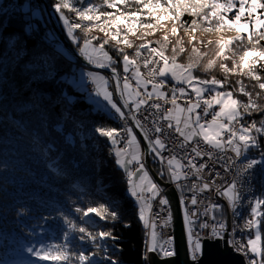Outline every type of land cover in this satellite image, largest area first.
I'll use <instances>...</instances> for the list:
<instances>
[{
  "label": "snow or ice",
  "instance_id": "6c2138e0",
  "mask_svg": "<svg viewBox=\"0 0 264 264\" xmlns=\"http://www.w3.org/2000/svg\"><path fill=\"white\" fill-rule=\"evenodd\" d=\"M77 2L81 4V7H76V4L71 3L70 0H56L53 8L59 14V19L63 22L68 37L77 45L79 55L88 64L96 68H110L113 79L117 81L115 91L122 101V106L120 102L113 99V92L108 91L107 80L104 77L93 71L85 74L88 80L95 85V95L102 97L111 113L125 122L124 126L120 128L96 127L95 132L110 142L112 146L110 152L114 153L116 165L123 168L127 173L128 191L131 196L136 197V201L140 205L139 219L144 222L145 227H148L149 222L145 218V212L151 209V204L143 194L146 191L151 194L150 198H155L160 189L150 178L145 168L142 160L141 141L138 136L143 137L148 145V151L153 153L154 158L164 166L170 182H177V188H181L178 182L181 179L186 180L190 174L195 175L197 180L203 179L202 172L208 165L200 163L197 166L196 158L208 156L211 159L213 156L212 149L218 152L230 151L235 154V159L232 157L227 159L225 171H230L231 166L236 164V160L241 156H246L251 148L257 146L258 136L255 134L264 135V118L259 121V125L255 120L247 125L242 123L246 115L264 112V106L256 103L252 93L246 90L242 81H236L237 88L226 90L228 74H236V70L239 68L241 75H247L256 81L255 87L264 91V78L257 72L258 64L260 69L264 70V46H261V41H264V13H257L258 9H264V0H224L223 3L221 0H102L99 4L92 3L91 0H87V2L77 0ZM237 3L239 4L238 10L235 11L234 17L229 19L227 14L236 8ZM64 9L74 12L80 22H70L62 11ZM101 9H114L115 11H102ZM183 13L190 14L193 19L191 24L186 26L191 29L189 45L192 56L187 63L182 64L178 62V56L184 53L186 49L177 36L176 21L181 19ZM168 18L173 21L170 31L173 36H177L175 43L169 41L167 35H164L161 41L147 40V36L156 32V26L160 21ZM137 27L151 29V31L137 37L143 42L135 47L131 56L128 53H122L119 48L114 49L120 56V61L114 60L105 50V45L108 43L107 39L94 45L93 40L98 38L85 36L81 44L74 35L77 29L84 28L90 31L97 28L117 44L132 48V43L126 37L129 34L135 35ZM225 28L234 31L236 35L229 39L216 40L212 57L208 58L206 63L202 65L201 61L209 54L207 51L202 52L195 47V44L202 43V41L196 40V31L209 32L215 30L219 32ZM154 43L157 46H153ZM232 45H237V49H229L232 51V56H236L239 49H243V51L242 55H239V63L237 64V61L232 59V67L229 68L223 61L231 58L225 54V50ZM169 47L172 51L171 56L167 55ZM218 60L220 61L218 67L225 74L223 80L217 79L215 76L201 79L194 75L198 68H201L205 73L212 71L217 66ZM118 62L122 64L125 74L122 78V87L121 78L117 74L116 67L113 66ZM141 67L145 70L144 72L141 71ZM245 70L247 71L245 72ZM169 77L176 84L187 85L191 89V93L194 94V99L185 90V87L175 86L170 88L171 97L169 99L167 93L161 90L167 87ZM130 81H135L134 91ZM148 85H151V91L146 90ZM141 88L145 91L141 92ZM237 92L247 97V102L237 99L234 95ZM259 96L260 93H257V99ZM153 97L157 101L170 104L171 107L164 111L163 105L159 102L149 104L148 102ZM181 97L186 98V107H182L178 103V99ZM143 105L156 110L144 117L145 121L149 119V116L154 117L150 128H146L136 115ZM124 109H127V113ZM198 109L200 111H197ZM209 115L211 119H206ZM129 120L139 132H135L133 127L128 126ZM152 132L156 134L154 138L150 135ZM169 140L174 145L173 153L176 148L183 150L190 147L192 155H189L188 152H185L184 155L186 164L182 163L175 154H170L167 157L163 155L168 150L166 142ZM121 142H123L124 147H116ZM201 144L207 147L202 149ZM258 164H264V155L260 159H246V162L242 163L240 167L235 168V175L230 182L216 188V193L226 198L234 214L243 201L246 180L251 179L250 172ZM129 165L136 166L135 172L129 170ZM164 174V171L160 173L161 176ZM134 175H139L138 183L133 182ZM215 176H219V173H215ZM214 182L215 177L199 185L193 183L191 190L194 192L197 190L200 192L208 191ZM190 203L193 206L198 204L195 194L191 197ZM159 204L167 205L168 200L161 197ZM180 204L183 209V225L187 232L189 259L192 264H200L203 258L204 241L224 240L226 224L216 221L210 227L207 222L201 223L198 220L199 215L208 214L207 208L204 213L197 211L189 213L183 196ZM248 204L250 206L249 218L245 220L242 227L235 225L233 231L239 228L243 233L246 230L255 229L254 238L247 239L246 245L239 244V248L236 247L237 242L232 239H228L226 244L239 252H243L247 247V251L254 254V257L249 259V264H264V259H261L260 247V226L264 223V213L259 211L264 205V198L253 197L248 201ZM208 207L220 209L221 206L213 204ZM75 211L81 214L80 220L85 224L91 222L87 219L91 215H95L101 220H107L109 217L112 220L119 218V213L105 204H100L99 207H77ZM212 219L215 221L216 217L213 216ZM170 222L171 212L161 227L168 226ZM65 223L69 227V231L64 233L65 243L50 246L46 251L37 250L34 255L41 260L54 261L56 264H74V262L91 264V256L85 255L83 251L79 254L70 252L67 243L70 233L79 232L81 241L88 240L99 247L96 242L111 237V232L100 231L93 234L87 227L78 226L67 217H65ZM196 224H199L201 230L210 227L207 236H201L194 231ZM151 227L153 231L150 233V239L146 242V251L158 252L162 258L175 256V250L171 247V238L163 243H158L157 232L155 231L157 224L153 222ZM29 251L32 252L33 250L29 249ZM107 259L111 260V264H119V261L111 257H107Z\"/></svg>",
  "mask_w": 264,
  "mask_h": 264
},
{
  "label": "trees",
  "instance_id": "16d2710c",
  "mask_svg": "<svg viewBox=\"0 0 264 264\" xmlns=\"http://www.w3.org/2000/svg\"><path fill=\"white\" fill-rule=\"evenodd\" d=\"M46 1L61 32L77 49L53 8L56 0ZM238 8L237 3L227 14L229 19ZM37 9L41 11L40 6ZM62 11L72 22V14ZM257 13H264V9H258ZM192 19L190 14L183 13L178 22L187 28ZM2 20L0 16V28ZM34 21V30L28 29L25 13L3 27L0 35V264H56L39 259L34 252L65 243L64 233L69 231L65 217L78 226L87 227L93 234L100 231L112 234L98 240L99 247H96L91 241H81L79 232H72L67 241L70 252L83 251L95 259L91 264H111L107 257L119 264H147L139 204L128 191L127 175L116 165L110 142L95 132V128L101 126L118 128L116 119L109 112L95 108L86 92L71 84L70 81L75 80V59L60 47L49 30L45 32L43 16L35 17ZM74 35L79 43L86 36L80 30H75ZM93 44L98 42L93 41ZM45 45L50 49L46 50ZM13 48L16 59L8 51ZM113 49L105 45L114 60L120 61ZM44 60L50 62L49 79H44ZM113 66L121 69L119 62ZM257 72L264 78V70L259 67ZM194 75L201 79L215 76L220 80L225 76L214 70L205 73L201 68L195 70ZM233 76L227 77L226 90L237 88L238 79ZM242 83L256 103L264 106V91L250 82ZM257 93H260L258 99ZM39 95L42 97L40 104L37 103ZM234 95L247 102V97L238 92ZM260 119L262 117L256 122ZM247 153L249 159H260L264 155V137H260L257 146ZM97 163L103 167L99 168L103 170L101 174ZM153 165L159 175L161 168L157 163ZM255 195L264 198V164L257 177ZM110 199L113 204L117 203L120 220L110 217L101 220L91 215L87 218L91 222L85 224L80 220L81 214L75 211L77 207H99ZM105 205L109 206L108 202ZM259 211L264 213V205ZM260 231L261 259H264V223Z\"/></svg>",
  "mask_w": 264,
  "mask_h": 264
},
{
  "label": "rangeland",
  "instance_id": "374dc122",
  "mask_svg": "<svg viewBox=\"0 0 264 264\" xmlns=\"http://www.w3.org/2000/svg\"><path fill=\"white\" fill-rule=\"evenodd\" d=\"M70 2L71 3H75L76 4V7H81V4L79 3V2H77V0H70ZM85 2H87V0H85ZM91 2L92 3H101L102 2V0H91ZM11 5H9L8 6V10H6V8H3L2 10L0 9V16H3V20H2V26H1V28H0V35H1V33L3 32V27H5L6 25H8L12 20H14V19H12L10 16H9V11L10 10H13L14 9V13H16V12H18V15H19V17L20 16H22V15H24L25 13H27V15H28V22H29V24H28V29H30V30H34V28H35V17L38 19V18H41L42 16H43V13H42V11H39L37 8H38V6H39V3H38V0H25V2H19V0H11ZM9 8H10V10H9ZM64 10H66V11H68L67 9H64ZM102 11L103 10H107V11H115L114 9H101ZM22 11V12H21ZM21 12V13H20ZM68 12H70L71 14H72V16H73V19H72V22H77V23H79L80 21H78L77 20V18H76V16H75V13L74 12H71V11H68ZM117 14H119V13H117ZM159 14V13H158ZM18 18V17H17ZM43 18H44V16H43ZM45 20V19H44ZM55 20V19H54ZM56 22V21H55ZM63 23V22H62ZM45 24H46V21H45ZM56 24H57V22H56ZM182 24H180L178 21H176V26H177V36L179 37V39L182 41V43H183V45H184V47H185V49H186V51L184 52V53H182V54H180L179 56H178V62L179 63H182V62H180L179 60L181 59V60H183L184 61V63H187L188 61H189V59L191 58V56H192V53H191V46L189 45V37H190V35H191V29H187V28H185L184 26H181ZM57 26H58V24H57ZM63 26H64V24H63ZM172 26H173V21H172V19H170V18H168V19H165V20H162V21H160V23L156 26L157 27V30H156V32L153 34V35H149V36H147L146 37V39L147 40H150V41H153V42H155V41H161V38L164 36V35H167L168 36V39H169V41H171L172 43H175V40H176V38H177V36H173L172 35V33H171V28H172ZM58 28H59V26H58ZM45 29V28H44ZM60 29V28H59ZM49 30V32H50V34L52 35V33H51V31H50V28L48 27V25L46 24V30H45V32L46 31H48ZM77 30H80V32H82V34L83 35H86L87 37H96V38H98L97 40H93L94 42H98V44L101 42V41H104V40H108V43L106 44V45H109L111 48H114V49H117V48H119L120 50H121V52L122 53H133L134 52V50H135V47L136 46H138L139 44H141L143 41L142 40H140V39H138L137 37H139V36H142L145 32H150L151 31V29H145V28H140V27H137L136 29H135V32H136V34L135 35H131V34H129L127 37H126V39H128L131 43H132V45H133V47L132 48H128V47H126L125 45H123V44H117L116 42H114V41H112L110 38H108V37H106L105 36V34L103 33V32H101V31H99L97 28H93L92 30H90V31H87V30H85L84 28H81V29H77ZM61 31V30H60ZM48 33V32H47ZM31 35H33V34H31ZM43 35H45V34H43ZM236 35V33L234 32V31H229V30H227V29H223V30H221V31H219V32H217V31H209V32H204V31H200V30H197L196 31V33H195V36H196V40L197 41H202V43H197V44H195V47H197V48H199L202 52L203 51H207L208 52V57H206L203 61H201V64L203 65L204 63H206V60L208 59V58H211L212 57V54H213V52H214V45H215V41L216 40H218V39H221V38H223V39H229V38H231V37H234ZM53 36V35H52ZM16 38V37H15ZM14 38V39H15ZM54 38V37H53ZM54 40H56L55 38H54ZM57 41V40H56ZM212 42L211 44L209 43V42ZM58 42V41H57ZM78 42H79V40H78ZM245 42H247L246 40H245ZM13 43V39H12V41H11V44ZM83 43V41L81 42V44ZM58 44L60 45V47L62 48V45L58 42ZM72 45V44H71ZM95 45V44H94ZM46 46V45H45ZM44 46V47H45ZM53 47H55V45H52ZM153 46H157L155 43L153 44ZM60 47H59V50H60ZM74 47V46H73ZM75 48V47H74ZM14 49L15 48H13V49H11V51L8 49V51L9 52H12L11 53V55L13 56L12 58H14V59H16L17 58V55L15 54V52H14ZM45 49L46 50H49L50 49V46L48 45V47L46 46L45 47ZM76 49V48H75ZM113 49V50H114ZM229 49H232V50H235V49H237V45H232V46H229V48H226V50H225V54L227 55V56H229V57H231L230 59H228V60H225V61H223L224 63H226L227 64V66L229 67V68H231L232 67V59H235L236 61H237V64L239 63V55H242V51H243V49H239V51L240 50H242L239 54H237L236 56H232V51L231 50H229ZM77 51H78V49H76ZM131 54H130V56H131ZM167 55H169V56H171L172 55V51H171V47H169L168 48V50H167ZM47 58H49V57H47ZM251 59V58H250ZM46 60V59H45ZM42 61L43 63L42 64H46L43 68H42V70H44V79L46 78V79H49L50 78V74H49V70H48V65H50V62L49 61ZM49 60V59H48ZM47 62V63H46ZM219 60L217 61V65L219 64ZM121 66H122V64H121ZM74 67H75V72H74V74H73V79H75V80H71L70 82H71V84L73 85V86H75V87H77L80 91H84V92H86V94H87V99H88V101L95 107V108H99V109H102V110H105L106 112H109L110 114H112L114 117H115V119H116V122H118L119 123V125H121V126H124V124H125V122L124 121H121V120H119V118L118 117H116L115 116V114L114 113H111V110L109 109V108H107L106 107V102L105 101H103V99H102V97H98V96H96L95 95V91H94V89H95V85H93L89 80H88V78H87V76L85 75L87 72H89V71H92V70H89V69H86L83 65H81V63L76 59L75 60V64H74ZM115 67V66H114ZM260 67V65L258 64L257 65V69ZM117 68V67H116ZM110 69V68H109ZM117 70V74L119 75V77L121 78V87H122V78H123V76L125 75L124 73H123V66H122V70L120 69V70H118V69H116ZM213 70L214 71H219L220 73H223L220 69H219V67L218 66H216V67H214L213 68ZM212 70V71H213ZM83 71V72H82ZM247 70H245V72H246ZM94 72V71H93ZM211 72V71H210ZM95 73H97L99 76H102V77H104L105 78V80H106V78H107V76L106 75H104V74H102V73H99V72H95ZM106 74V73H105ZM123 74V75H122ZM224 74V73H223ZM130 75V74H129ZM225 75V74H224ZM232 75H234L233 77H236V79H238L239 81H244V82H250L251 84H255L256 85V81H254V80H252L250 77H248L247 75H241L240 74V72H239V68H237V70H236V74H231V73H229L228 74V76H232ZM109 76V79L107 78V89H108V91H111V92H113V96H115L116 98H117V95H116V91H115V89H116V81H115V79H113V77L112 76H110V75H108ZM237 80V81H238ZM85 83H86V87H85ZM130 83L132 84V90L134 91L135 90V81H130ZM173 86H175V87H185V89H186V91L189 93V95L192 97V98H194V94H192L191 93V90H190V88H188V86L187 85H184V86H179V84H176V82L175 81H171V79H170V77H169V83H168V85H167V87H165V88H163V89H161L162 91H165L166 93H167V95H168V97H169V99H170V97H171V92H170V88L171 87H173ZM188 88V89H187ZM140 90H142L141 92H144L145 91V89H143V88H141ZM144 90V91H143ZM147 91H151V85H148L147 86V89H146ZM177 95H179L178 93H177ZM113 99H114V97H113ZM154 99H156L155 97H153V99L152 100H154ZM185 99L186 98H183V97H181V98H179L178 100H181V101H185ZM248 99V98H247ZM42 97H41V95H39L38 96V98H37V103L38 104H40V103H42ZM159 103H161V104H163L164 103V101H158ZM165 104V103H164ZM182 107H186L187 105H186V103L185 104H182V103H179ZM169 105L170 104H168L167 105V107H169ZM170 107H171V105H170ZM197 111H199V109L197 110ZM249 116V115H248ZM251 116H254V117H251V118H247V117H245L244 118V120L242 121V123H244L245 125H247L248 123H250L251 121H253V120H257L258 119V117L259 118H264V112H261V113H252V115ZM66 118H69L68 116H65ZM209 119H211L210 117H209ZM261 120V119H260ZM260 120H258L257 122H258V125H259V121ZM128 126H130V127H132V125H131V123H130V121H128ZM255 134V133H254ZM99 135V134H98ZM152 135V134H151ZM255 135H257L258 136V140H259V138L260 137H264V135H260V134H255ZM154 138V137H153ZM196 139H199V138H196ZM258 140H257V142H258ZM171 141V140H170ZM167 143V142H166ZM118 144H121V143H118ZM83 146H84V144H82ZM202 146V145H201ZM141 150H142V147H141ZM143 151V150H142ZM153 153H151L150 152V157L152 158V162L154 163V164H156L157 163V165L161 168V171L159 172V173H161L162 171H163V167H162V165L158 162V160H156L155 158H154V155H152ZM243 159H249L248 158V153L246 154V156H243ZM142 160H143V157H142ZM258 166L260 167V169L258 170V173H257V177H258V174H260V172H261V170H262V164H258ZM97 167H98V170H100L101 172H98L99 174H101L102 173V171L103 170H101V169H99V168H103L102 167V165H100V163H97ZM119 167V166H118ZM129 167V170H132L133 172H135V165H129L128 166ZM120 168V167H119ZM126 175H127V173L125 172V170L123 169V168H120ZM147 170V169H146ZM149 173V172H148ZM149 176H150V174H149ZM257 177H256V180H255V182L257 181ZM150 178H151V176H150ZM133 182L134 183H138L139 182V175H134L133 176ZM152 179V178H151ZM153 180V179H152ZM203 182H205L204 180H203ZM175 184V183H174ZM186 185V183H183V186H185ZM181 189H182V186H181ZM180 189V190H181ZM186 192L188 193L187 195H190L189 194V192H188V190H185V194H186ZM148 194H150V193H148V192H144V197H145V199L146 200H148V202L151 204L152 203V201H154V202H156L155 203V205H159V201L157 202V196L155 197V198H150V196H148ZM183 194L184 193H182V195H180V197H182L183 196ZM131 195V194H130ZM186 195V196H187ZM253 197H256V195H255V193H254V195H253ZM108 198V197H107ZM133 199H135L136 200V197H132ZM184 198V197H183ZM224 198V197H223ZM225 199V205H228L227 203V200H226V198H224ZM107 202H108V204H109V206L113 209V210H115V211H117L118 212V208H116V206H117V203L115 202V204H113L112 202H111V199L110 200H107ZM106 201L105 202H103V204H105V203H107ZM152 205V204H151ZM159 206H162V207H166L167 209L169 208L170 209V206H169V204H167V205H159ZM229 206V205H228ZM139 207H140V205H139ZM195 207V206H194ZM152 208V207H151ZM197 211L199 210V209H196ZM183 211V210H182ZM201 211V210H200ZM149 212H151V213H153V211H152V209H150V210H147L146 212H145V218L148 220H150V217H149ZM202 212V211H201ZM216 214H218V213H216ZM219 214H221V213H219ZM218 214V215H219ZM172 215V214H171ZM120 217V216H119ZM117 220H120L119 218L117 219ZM149 220H148V222H149ZM198 220H199V222H201V223H203V220L200 218V215L198 216ZM141 221V220H140ZM141 223L142 224H144V222L143 221H141ZM149 224H150V222H149ZM196 228L199 230V235H203V231L199 228V224H196ZM195 229V228H194ZM184 230H185V228H184ZM228 230V229H227ZM251 230V233H250V235H247V238H243V239H249V238H254L253 237V235H255V229H250ZM145 234V242H147L149 239H150V235L149 234H146V233H144ZM186 236H187V232H186ZM225 236V235H224ZM168 239V238H167ZM166 239V240H167ZM224 239H226V240H228V239H230V237L228 236V238L227 237H225ZM104 240V239H103ZM102 241V240H101ZM165 240H161L160 238H158L157 239V242L158 243H163ZM221 242H222V244H223V240H221ZM229 247V246H228ZM246 251H247V247H246ZM156 254L159 256V258H162L161 257V255L158 253V252H156ZM242 256H243V258L245 259L244 261L246 262V264H249V259H251V258H253L254 257V254H252V253H249L248 251H247V255H245L244 253H240ZM147 257H148V252H147ZM147 257H146V262H147ZM167 258H170V257H167ZM162 259H166V258H162ZM91 261H95V259H91ZM105 263H106V261H104ZM147 264H148V262H147Z\"/></svg>",
  "mask_w": 264,
  "mask_h": 264
},
{
  "label": "built area",
  "instance_id": "2783aa9c",
  "mask_svg": "<svg viewBox=\"0 0 264 264\" xmlns=\"http://www.w3.org/2000/svg\"><path fill=\"white\" fill-rule=\"evenodd\" d=\"M140 91H142V90H140ZM205 95H207V94H205ZM153 102H158V101L156 99H154V100H150L148 103L151 104ZM178 103L185 104V101L178 100ZM162 105H163L164 111H167V109L170 107V105H169V107H167L168 104L163 103ZM155 111L156 110L149 108L147 105H143V106H141V109L136 113L137 118L141 120V123L144 124L146 128H150L154 117L149 116V119L147 121L144 120V117L148 116L149 113H154ZM209 117L211 118V116L209 115L208 117H206V119H209ZM151 134L153 137H155V135H156L154 132L150 133V135ZM201 145H202L201 146L202 149L207 147L206 145H203V144H201ZM167 149L168 150L163 153L164 156L167 157L170 154H175L178 157V159H180L182 161V163H184V164L187 163V161L184 159L185 152H188L189 155H192L191 151H190V147L183 149V150L176 148L174 153H173L174 145L172 144V142L170 140L167 141ZM211 151L213 153V157L211 159L208 156H204L202 158H196L195 159L198 163L197 166L200 163H205L206 165H208V167L205 168L202 172V177H203L202 180H197V177L195 175L190 174L188 176V178H191L192 176L194 177V180L192 183H189V184H186L185 186H183V183H186L185 179H183L181 182L179 181L178 183L182 186V188H185V190H187V188H188L190 191H192L191 189H192L193 183H196L199 185V184L203 183V180L205 182H207L212 177H215V182L213 183L210 190L205 191V192H200L198 190L195 192L193 191V193L196 195V198L198 200V204L194 208L202 211L204 209L203 205H204V203H206V206H207L206 208H207V212H208L209 217L201 218L203 220V222H207L210 227L214 223H216V221L224 222L226 224V231H225L224 235L229 236L230 239L236 241L237 242L236 247L239 248V244H245L246 245L247 240L243 239V238H247V235H250L251 230H246L242 233L239 230V228H236L235 231H233V229H234L235 225H239L240 227H242L244 225V222L241 219H243L245 221L247 218H249L250 206L248 204V201L253 199V195L255 193V184H256L255 180H256L257 173H258V170L260 169V167L258 165H256L254 167V169L251 170V172H250L251 179L246 180V186H245V190L243 193V201L240 204V206L236 209L235 214H234L233 210L230 208V206L225 205V203L219 204L221 207H220V209H217V210L220 213H221V210L222 211L229 210L230 211L229 212L230 217L232 218L233 222L231 224L227 223L225 221L226 217L223 216L222 214H219L218 219H216L214 221L212 219L213 215H211L209 213H215V212H213L211 210V208H209L208 206H209V204L213 205L215 202H218V197L220 195L216 196V194H217L216 188L219 186L225 185L226 182H230L232 180L233 176L235 175V168L240 167L242 163L246 162V159H243L241 156L238 160H236V164L231 166L230 171H225V166L227 164L228 157H232L233 159H235V154L230 152V151L218 152L215 149H212ZM216 156H219L220 159L217 160ZM184 171H187V169H184ZM215 173H219V176H215ZM175 186H176V183H175ZM181 192L184 193L183 197L185 199V203L189 207L191 205V203H190V199L192 197L191 194L189 193L190 195H187L188 194L187 192L185 194V191H182V189H181ZM158 201H159V199H157V202ZM191 206H193V205H191ZM164 209H165V213H166V219H168L169 208L167 209L164 206ZM171 221H172V217H171ZM210 227H209V230H210ZM202 236H205L204 232H203ZM237 252L238 253H244V254L247 253L246 247H245L243 252H239V251H237Z\"/></svg>",
  "mask_w": 264,
  "mask_h": 264
},
{
  "label": "water",
  "instance_id": "95a60500",
  "mask_svg": "<svg viewBox=\"0 0 264 264\" xmlns=\"http://www.w3.org/2000/svg\"><path fill=\"white\" fill-rule=\"evenodd\" d=\"M40 9L43 13L46 24L50 28V31L53 37L62 45L63 49L75 60L77 59L81 65L86 69L92 70L94 72H104L113 77V73L109 68H96L93 65L87 63V61L79 55V52L71 45V43L65 38L63 33L58 28L54 17L50 11L49 5L46 0H38ZM116 81V80H115ZM117 83V81H116ZM117 100L121 103L120 97L118 94ZM127 113V109H124ZM130 121V120H129ZM135 132H139L135 128V125L130 121ZM138 139L141 141V147L143 150V158L145 168L149 172L151 178L158 186L165 190V196L168 200L173 217V226H174V246H175V256L166 259H160L155 252H148L147 262L148 264H192L188 255V248L186 245L185 230L183 225V218L180 208L179 196L176 188L172 185L170 180L164 182L158 175L153 171V168L150 163V151H148V145L143 140V137L138 136ZM154 155V154H152ZM164 171L165 168L162 166ZM226 239L216 241H204L203 246V258L200 261V264H246L243 257L239 254H235L232 251V247H228L226 244Z\"/></svg>",
  "mask_w": 264,
  "mask_h": 264
},
{
  "label": "bare ground",
  "instance_id": "6f19581e",
  "mask_svg": "<svg viewBox=\"0 0 264 264\" xmlns=\"http://www.w3.org/2000/svg\"><path fill=\"white\" fill-rule=\"evenodd\" d=\"M12 3H11V0H0V9L2 10L3 8H6V10H8L7 8H8V6L9 5H11ZM9 10H10V8H9ZM22 12V11H21ZM20 12V13H21ZM9 16L12 18V19H16L17 17H19V15H18V12H16V13H14V9L13 10H10L9 11ZM121 68V70H122V66L120 67ZM141 71L142 72H144L145 70L141 67ZM99 73H102V74H104V75H106L107 76V78L109 79V76H108V74L106 73H104V72H99ZM123 75V74H122ZM107 78H106V80H107ZM179 86H184V85H179ZM114 97V100H116L117 102H118V100H117V98L115 97V96H113ZM98 109V108H97ZM137 115V114H136ZM117 124H118V128H120V127H123V126H121V125H119V123L117 122ZM116 147H124V144H123V142H121V144H117V146ZM84 149V148H83ZM143 152V151H142ZM217 152V151H216ZM143 155H144V153H143ZM213 157V156H212ZM216 159L217 160H219L220 158H219V156H216ZM143 162H144V158H143ZM150 163H151V166H152V168H153V171L156 173V168H155V166L153 165L154 163L152 162V158H150ZM195 163L196 164H198L197 163V161L195 160ZM161 171V170H160ZM163 171H164V169H163ZM165 172V174L163 175V176H161L160 175V173H159V175H158V177H160L164 182H166L167 180H169V176H168V174H167V172L166 171H164ZM183 179H181L180 180V182L182 181ZM193 180H194V177L192 176L191 178H187L186 179V184H189V183H192L193 182ZM154 182V181H153ZM156 183V182H155ZM174 183H177V182H172V185L176 188V190H177V193H178V196H179V201L181 200V197H180V195H182V192H181V190H180V188H177V186H175V184ZM159 189H160V191H159V194L157 195V199H160L161 197H163V198H166V196H165V190H163L160 186H159ZM187 190L189 191V193L191 194V196H193V191H190L188 188H187ZM182 191H185V188H182ZM151 194H148V196H150ZM216 196H218V194H216ZM155 203L156 202H154V201H152V205H151V209H152V211H153V213H151V212H149V217H150V220H149V222H150V224H149V226L148 227H145V225L144 224H142V226H143V230H144V233H146V234H149L150 235V233L153 231V229H152V227H151V224L153 223V222H155L156 224H157V227H156V229H155V231L157 232V239L158 238H160L161 240H166L167 238L169 239V238H171V240H172V245H171V247L175 250V246H174V226H173V217H172V215H171V217H172V221L170 222V224L168 225V226H164V227H161V225L163 224V221L164 220H166V213H165V209H164V207H162V206H159V205H155ZM223 203H226L225 202V199L223 198V196H219L218 197V202H215L214 204H223ZM168 204H169V202H168ZM209 205H211V204H209ZM169 206H170V204H169ZM203 207H204V209L202 210V212L200 211V210H196L195 208H194V206H189L188 207V205H187V208H188V211H189V213H191V212H193V211H197V212H199V213H204L205 212V209H206V203H204V205H203ZM180 208H181V213H182V218H183V209H182V206H181V204H180ZM209 208H211V207H209ZM211 210L213 211V212H215V213H209V214H211V215H213V216H215L216 217V219H218V217H219V211L217 210V209H213V208H211ZM169 212H171V214H172V211H171V207H170V209L168 210V213ZM218 212V214H216ZM230 211L229 210H226V211H222L221 210V214L223 215V216H225L226 217V222L227 223H229V224H231L232 222H233V220H232V218L230 217V213H229ZM204 217H209V215L207 214V215H200V218H204ZM183 220V219H182ZM244 223H245V221L243 220V219H241ZM73 221V220H72ZM74 222V221H73ZM197 226L196 225H194V231L195 232H199V230L196 228ZM203 232H204V234H205V236H207V234L209 233V228H206V229H203L202 230ZM225 237H227L228 238V236H225ZM253 237H254V235H253ZM185 238H186V245H187V248H188V239H187V236H186V230H185ZM232 251H233V253H235V254H239V255H241L240 253H238L236 250H234V248L232 247ZM156 253V252H155ZM157 255V254H156ZM158 256V255H157ZM242 256V255H241ZM159 257V256H158ZM174 257V256H173ZM243 257V256H242ZM171 258V257H170ZM160 259H162V258H160ZM244 259V258H243ZM245 260V259H244Z\"/></svg>",
  "mask_w": 264,
  "mask_h": 264
}]
</instances>
